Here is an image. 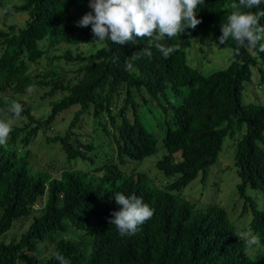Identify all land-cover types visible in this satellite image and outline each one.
I'll use <instances>...</instances> for the list:
<instances>
[{"label": "trees", "instance_id": "obj_1", "mask_svg": "<svg viewBox=\"0 0 264 264\" xmlns=\"http://www.w3.org/2000/svg\"><path fill=\"white\" fill-rule=\"evenodd\" d=\"M233 2L238 0H204L197 8L201 23L195 29L162 39L161 43L177 48L168 58L154 47L151 58L142 55L141 49L152 43L147 38L124 45L111 40L101 43L91 25L77 27L75 22L92 11L89 0H25L12 5L8 14L27 12L29 18L22 28L12 25L0 30V108L5 97L15 100L23 107L20 118L28 121L14 127L9 142L0 146V264H37L32 253L44 242L52 243L54 249L38 264H59L54 258L57 252L70 264H264V209L248 192L260 189L264 194V104L247 102L244 95L257 57L251 48H238L230 38L223 44L234 51L227 67L205 74L188 58L196 40L218 43ZM259 22L264 25V18ZM42 42L100 44L87 56L67 51L64 56L80 66L77 74L66 77L58 72L31 73V64L46 53ZM253 49L262 60L259 71L264 82V52L258 51L259 44ZM134 53L138 58L132 59ZM128 61L131 71L125 69ZM28 85L50 88L43 97L64 92L53 101L47 117L35 116L23 98L29 94ZM177 99L182 102L176 103ZM154 103L164 120L156 117L151 127L146 114L152 116L148 107L155 108ZM76 105L80 109L68 129L47 137L64 152L57 168L62 172L56 176L34 170L28 146ZM92 109V129L85 134L88 141H83L74 136L75 128L89 123L82 116ZM103 114L108 118H101ZM161 131L166 152L156 167L168 179L174 178L164 187L134 165L159 150ZM99 132L113 139L117 151L115 159L96 164L90 152L100 146L94 141ZM228 136L236 139L235 165L241 179L237 192L243 199L242 213L252 212L248 224L260 238L258 255L245 247L224 207L196 204L183 192L200 174L203 182L207 180ZM19 144L25 151L17 149ZM78 157L95 167H70ZM120 192L143 197L155 210L133 235L121 236L108 222L112 212L120 209L114 196ZM37 204L39 212L34 209ZM27 218L32 221L20 237L6 241L15 223Z\"/></svg>", "mask_w": 264, "mask_h": 264}, {"label": "rangeland", "instance_id": "obj_2", "mask_svg": "<svg viewBox=\"0 0 264 264\" xmlns=\"http://www.w3.org/2000/svg\"><path fill=\"white\" fill-rule=\"evenodd\" d=\"M25 0H0V8L5 7L8 4L18 5L23 4ZM29 15L27 12L11 13L0 16V30H9L12 25H16L17 28H22L27 24ZM103 43V42H101ZM100 43H57L53 46L48 43L42 42V46L46 48L45 55L39 60L38 63L31 64V73H54L58 72L63 76L66 73L67 76L77 74V69L80 63L74 60H69L64 55L67 51H70L73 55L87 56L95 50H97ZM1 50V48H0ZM252 53L257 57L258 65L252 68L253 75L252 79L246 83L244 95L246 101H260L264 104V82L261 79V72L259 66L262 63L261 58L257 55L256 51L251 48ZM234 55V51L231 47L220 45L213 40L198 39L194 42V46L189 50L188 58L192 65L199 67L203 73H209L214 69L221 67H227ZM65 77V78H66ZM48 87H37L34 91L23 96L33 107V113L35 116L45 118L49 115L52 103L56 99L63 96L64 92H57L55 96L43 95L49 90ZM182 99H177L176 103H181ZM151 104V103H150ZM149 104L148 110L152 116L146 114L147 122L151 127H154L156 117H160V120H164V113L155 107L153 108ZM80 109V105H76L66 110L59 115L60 119H57V124L51 127L45 132L41 131L37 139L32 142L28 148H31V164L34 170H47L52 172L54 175H59L62 171L57 170L60 167L61 162L64 161L63 151L59 149V143H49L47 137L56 134L57 132H65L71 121L73 120L75 113ZM131 115V111H130ZM7 116V114L5 115ZM63 116V117H62ZM92 116L93 109L85 117L82 116V120L89 123H83V125L75 128L74 136H78L83 141H88L86 133L92 129ZM101 118H108L106 114H103ZM28 121L27 118H19L14 120L13 128L16 126H23ZM161 135L158 137L159 150L146 157L141 164H134L138 167V170H145L149 172V175L155 185L164 187L169 180L174 178H167L159 169L156 167V162L162 158L166 150L161 146V140L164 132H160ZM86 134V135H85ZM10 139V138H9ZM8 139V142H9ZM104 140L111 142V145H107ZM97 143L100 146L97 151H92L95 157L96 164L102 163L109 157H116L117 145L111 137L103 136V132H99ZM107 142V143H108ZM235 137H226L222 151L220 152L219 161L211 165L209 168V175L206 181H202V174L194 179L190 184L184 188V195L196 204H209L217 203L224 207L230 219L235 224L241 236L246 234H252L249 229L248 222L252 220V212L249 211L247 214H243V199L238 195L237 185L241 181L237 174L235 165V153L236 147ZM19 151H25L23 145H16ZM70 167L88 170L95 167V164L90 163L88 160L78 157L70 162ZM251 194L256 200L260 208L264 209V194L260 189H249ZM34 209L39 212L40 204L35 205ZM32 221V218L23 219L15 223L14 227L6 234V241H11L13 238H18L24 230L28 228ZM54 246L52 243L44 242L39 245L38 252L32 253L36 258L37 262H42L48 259L53 252ZM253 255H258L262 251V246L259 243L249 249ZM37 263V264H38Z\"/></svg>", "mask_w": 264, "mask_h": 264}, {"label": "clouds", "instance_id": "obj_3", "mask_svg": "<svg viewBox=\"0 0 264 264\" xmlns=\"http://www.w3.org/2000/svg\"><path fill=\"white\" fill-rule=\"evenodd\" d=\"M204 0H89L92 11L86 12L78 21L77 27L91 25L94 38L98 41L111 40L114 44L124 45L135 43L137 38H147L150 43L141 49V54L152 57V47L165 58L177 51L176 46H166L161 43L164 37L169 39L180 35L187 28L195 29L201 23L197 18V8ZM264 0H238L233 2V11L227 17V23L221 25V35L218 43L223 45L230 38L238 48H256L264 52V25L259 21L264 18L261 9ZM11 4L0 8V16L12 12ZM246 9V10H245ZM256 9V11H253ZM132 59L138 58L134 53ZM131 61L126 62L125 69L131 71ZM27 92L34 91V85H28ZM23 107L15 100L4 98V107L0 108V146L6 145L13 131L14 120L19 119ZM118 211H113L109 219L110 225H115L121 236L133 235L146 221L154 215V208L136 194L126 195L122 192L114 194ZM244 240L245 247L251 249L260 243L255 234L239 236ZM59 264H70L60 253H54Z\"/></svg>", "mask_w": 264, "mask_h": 264}]
</instances>
